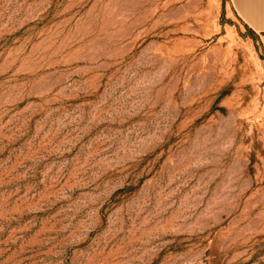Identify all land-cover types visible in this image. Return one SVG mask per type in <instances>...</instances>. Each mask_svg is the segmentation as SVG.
<instances>
[{
  "label": "rangeland",
  "instance_id": "1",
  "mask_svg": "<svg viewBox=\"0 0 264 264\" xmlns=\"http://www.w3.org/2000/svg\"><path fill=\"white\" fill-rule=\"evenodd\" d=\"M0 264H264V49L228 0H0Z\"/></svg>",
  "mask_w": 264,
  "mask_h": 264
},
{
  "label": "crops",
  "instance_id": "2",
  "mask_svg": "<svg viewBox=\"0 0 264 264\" xmlns=\"http://www.w3.org/2000/svg\"><path fill=\"white\" fill-rule=\"evenodd\" d=\"M235 15L259 38L264 49V0H228Z\"/></svg>",
  "mask_w": 264,
  "mask_h": 264
}]
</instances>
